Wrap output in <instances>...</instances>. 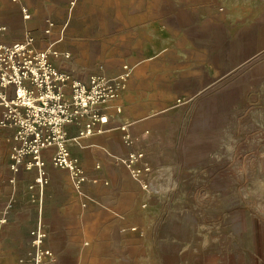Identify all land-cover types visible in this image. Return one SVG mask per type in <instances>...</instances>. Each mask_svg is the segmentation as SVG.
<instances>
[{
  "label": "crops",
  "instance_id": "0c3cea01",
  "mask_svg": "<svg viewBox=\"0 0 264 264\" xmlns=\"http://www.w3.org/2000/svg\"><path fill=\"white\" fill-rule=\"evenodd\" d=\"M164 6V0H0V46L28 43L32 38L31 47L49 53L56 68L82 81L94 74L114 78L124 65L133 67L126 89L100 106L107 123L98 124L86 136L80 132L87 119L65 128L70 152L87 176L81 188H75L69 173L52 166L57 152L52 147L43 152L48 195L44 188L41 199H32L29 186L36 170L16 174L10 170V154L20 144L14 129L0 128V264H8L16 255L25 261L20 264H34L28 256L36 250L31 233L39 220L46 232L44 247L53 252L45 264H129L132 249L145 244L136 231L149 229L139 202L150 199L158 211L168 207L171 214L169 199L181 192L182 180L190 183L191 191L199 190L190 168L197 161L196 153L188 151L186 141L166 136L170 128L151 116V94L139 96L137 90L145 79L142 73L158 65L138 62L136 57L167 50ZM161 38L156 50L149 40ZM4 111L0 104V118ZM135 153L145 154L138 166L150 167L145 180L152 187L151 197L124 164ZM175 225L169 216L153 221L158 264L170 256L163 242L173 245ZM163 231L168 235L165 241ZM257 235L249 253L207 252L205 260L248 264L250 259L264 264V237Z\"/></svg>",
  "mask_w": 264,
  "mask_h": 264
},
{
  "label": "rangeland",
  "instance_id": "374dc122",
  "mask_svg": "<svg viewBox=\"0 0 264 264\" xmlns=\"http://www.w3.org/2000/svg\"><path fill=\"white\" fill-rule=\"evenodd\" d=\"M164 5L167 50L136 57L158 65L142 73L137 90L139 96L151 94V116L170 128L166 136L186 141L196 153L190 168L199 190L182 180L181 192L169 199L171 214L168 207L158 211L150 199L139 202L149 229L136 231L145 244L132 249L129 264H158L152 225L168 216L176 221L175 242H163L170 254L163 264H209L207 252L249 253L254 236L264 237V0ZM149 41L157 50L163 39ZM149 187L143 191L151 197ZM45 190L47 196L48 184ZM22 258L7 263L20 264Z\"/></svg>",
  "mask_w": 264,
  "mask_h": 264
},
{
  "label": "built area",
  "instance_id": "2783aa9c",
  "mask_svg": "<svg viewBox=\"0 0 264 264\" xmlns=\"http://www.w3.org/2000/svg\"><path fill=\"white\" fill-rule=\"evenodd\" d=\"M32 41L30 38L28 43L0 46V104L5 108L0 128L15 130L20 146L14 147L10 154V170L14 174L36 170L37 177L29 191L32 199L39 200L47 184V161L43 152L48 148L57 150L52 166L69 173L76 189L87 181L78 158L70 152L65 128L87 119L80 132L81 136H86L91 135L98 124L107 123L100 106L126 89L133 67L124 65L123 72L114 78L94 74L87 81L73 79L54 66L49 53L31 47ZM144 156V153L131 154L124 164L142 188L148 190L145 177L151 172L150 167L138 166ZM31 234L36 250L29 259L34 264H42L43 259L53 257V252L44 247L46 232L41 220Z\"/></svg>",
  "mask_w": 264,
  "mask_h": 264
}]
</instances>
